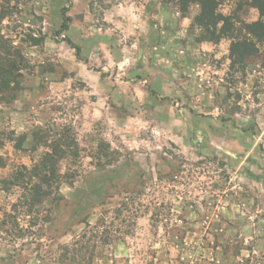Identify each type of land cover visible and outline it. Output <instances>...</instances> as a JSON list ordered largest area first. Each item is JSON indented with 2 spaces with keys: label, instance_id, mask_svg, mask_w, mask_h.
<instances>
[{
  "label": "rangeland",
  "instance_id": "1",
  "mask_svg": "<svg viewBox=\"0 0 264 264\" xmlns=\"http://www.w3.org/2000/svg\"><path fill=\"white\" fill-rule=\"evenodd\" d=\"M214 1L0 0V264H264V18Z\"/></svg>",
  "mask_w": 264,
  "mask_h": 264
},
{
  "label": "trees",
  "instance_id": "2",
  "mask_svg": "<svg viewBox=\"0 0 264 264\" xmlns=\"http://www.w3.org/2000/svg\"><path fill=\"white\" fill-rule=\"evenodd\" d=\"M209 1L212 3L215 2L214 0H209ZM253 6L259 10L261 17L264 18V0H253ZM63 11H64V21L65 22H64L62 27H64V30H67L69 27L70 17L66 16V10L65 9ZM207 11H208L207 7H204L203 12L205 13ZM222 19H224V18H222ZM247 29L250 31L251 34L255 35L259 39H262L264 37V20L262 19V20H258L256 22H254V23L247 24ZM68 42L71 43L70 40H68ZM251 45L254 46V43L253 44L249 43L248 45L243 46L244 49H243V52H241V51H239L240 45L239 44L238 45L233 44L232 52H234L236 54L238 53L239 55L242 54V56H244V53H247L250 50L249 47ZM54 149H55L54 150L55 152L53 154H49L50 156H46V158H44V160L41 163L37 164L35 166V168L32 170V172L34 173V176L38 177L41 181L40 182L41 184L37 185L36 190L34 191V193H35L34 199L32 200L34 203H39L40 201L44 200L45 197H47L49 195L48 192L43 189V185H47L48 184L47 182L50 180V179H48L49 175H51L52 178L56 177V169L54 167L53 168L50 167V164L54 160L53 158L57 157L54 155L56 153H58L57 148H54ZM42 197H44V198H42Z\"/></svg>",
  "mask_w": 264,
  "mask_h": 264
}]
</instances>
